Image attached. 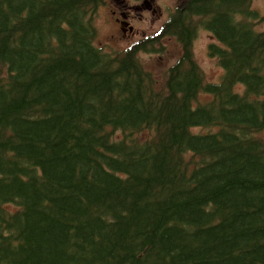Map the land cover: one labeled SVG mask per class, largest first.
<instances>
[{"label": "trees", "instance_id": "obj_1", "mask_svg": "<svg viewBox=\"0 0 264 264\" xmlns=\"http://www.w3.org/2000/svg\"><path fill=\"white\" fill-rule=\"evenodd\" d=\"M99 2L0 0V264H264V18L180 0L159 86L149 44L96 45ZM200 26L219 84L193 57Z\"/></svg>", "mask_w": 264, "mask_h": 264}, {"label": "rangeland", "instance_id": "obj_2", "mask_svg": "<svg viewBox=\"0 0 264 264\" xmlns=\"http://www.w3.org/2000/svg\"><path fill=\"white\" fill-rule=\"evenodd\" d=\"M103 1L100 2V5H96L93 12L94 24L98 30L96 45L103 47L107 52H126L128 48L133 46L137 41L142 40L143 35L151 36L161 27H166L169 22L171 9L174 8L179 0H155L164 13L165 18H157L155 15L153 17L145 13V18L143 20L137 18L131 19V24L135 28L134 34L128 30L124 32L121 26L116 22L113 11H118L119 5L115 2H111L113 0ZM135 3L137 4L139 1L131 2V4ZM253 9L257 10L261 17H264V0H253ZM151 20L154 21L152 22ZM254 27L257 31L263 32L264 20L254 22ZM212 36L213 35L209 31L199 28L192 45L193 57L204 74L205 84H219L224 75V71L218 65L216 59L208 53V46L213 41ZM162 38V46L164 47L162 51H159L160 46L156 45L152 46V49L155 51L148 48L146 52L141 51L138 54L145 69L154 75L159 86H162L165 81V73L180 60L182 50L176 38L166 36L165 31ZM242 91V87H239L237 90L240 94ZM211 100V96L202 92L199 95L198 103L203 105ZM194 132L208 133L207 130L201 129H195ZM257 136L264 140V129L260 131ZM116 137L120 139V134Z\"/></svg>", "mask_w": 264, "mask_h": 264}, {"label": "flooded vegetation", "instance_id": "obj_3", "mask_svg": "<svg viewBox=\"0 0 264 264\" xmlns=\"http://www.w3.org/2000/svg\"><path fill=\"white\" fill-rule=\"evenodd\" d=\"M101 1L103 0H100V2ZM132 1H139V3L131 4ZM100 2L99 5L101 4ZM103 2H106V0ZM111 2H115L119 5L118 11H113V14L115 15L116 22L121 26L124 32L128 30L134 34V27L131 24V19L137 18L143 20L145 18V13L153 17L155 15L157 18H165L164 13L155 0H113ZM151 21L153 22L154 20ZM145 37L146 36L143 35L142 39Z\"/></svg>", "mask_w": 264, "mask_h": 264}, {"label": "bare ground", "instance_id": "obj_4", "mask_svg": "<svg viewBox=\"0 0 264 264\" xmlns=\"http://www.w3.org/2000/svg\"><path fill=\"white\" fill-rule=\"evenodd\" d=\"M251 20V19H250ZM212 34V33H211ZM213 35V34H212Z\"/></svg>", "mask_w": 264, "mask_h": 264}]
</instances>
